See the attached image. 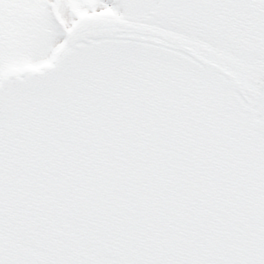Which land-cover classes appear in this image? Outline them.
I'll use <instances>...</instances> for the list:
<instances>
[{"label":"snow or ice","instance_id":"obj_1","mask_svg":"<svg viewBox=\"0 0 264 264\" xmlns=\"http://www.w3.org/2000/svg\"><path fill=\"white\" fill-rule=\"evenodd\" d=\"M0 264H264V0H0Z\"/></svg>","mask_w":264,"mask_h":264}]
</instances>
